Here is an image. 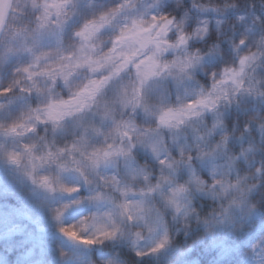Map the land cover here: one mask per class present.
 I'll return each instance as SVG.
<instances>
[{
	"label": "clouds",
	"instance_id": "1",
	"mask_svg": "<svg viewBox=\"0 0 264 264\" xmlns=\"http://www.w3.org/2000/svg\"><path fill=\"white\" fill-rule=\"evenodd\" d=\"M0 264H264V0H0Z\"/></svg>",
	"mask_w": 264,
	"mask_h": 264
}]
</instances>
